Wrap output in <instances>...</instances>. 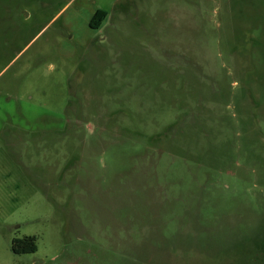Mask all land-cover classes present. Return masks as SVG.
<instances>
[{
  "label": "rangeland",
  "instance_id": "1",
  "mask_svg": "<svg viewBox=\"0 0 264 264\" xmlns=\"http://www.w3.org/2000/svg\"><path fill=\"white\" fill-rule=\"evenodd\" d=\"M0 264H264V0H0Z\"/></svg>",
  "mask_w": 264,
  "mask_h": 264
},
{
  "label": "trees",
  "instance_id": "2",
  "mask_svg": "<svg viewBox=\"0 0 264 264\" xmlns=\"http://www.w3.org/2000/svg\"><path fill=\"white\" fill-rule=\"evenodd\" d=\"M106 16L105 10L97 9L89 21V26L94 29L100 28ZM35 240L33 236L15 238L11 242V251L15 254L33 253L37 250Z\"/></svg>",
  "mask_w": 264,
  "mask_h": 264
}]
</instances>
